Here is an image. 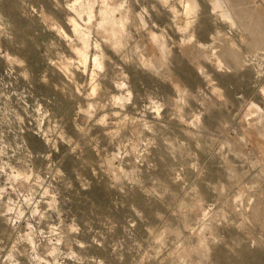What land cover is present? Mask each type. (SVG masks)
Wrapping results in <instances>:
<instances>
[{
    "label": "rangeland",
    "instance_id": "obj_1",
    "mask_svg": "<svg viewBox=\"0 0 264 264\" xmlns=\"http://www.w3.org/2000/svg\"><path fill=\"white\" fill-rule=\"evenodd\" d=\"M0 264H264V0H0Z\"/></svg>",
    "mask_w": 264,
    "mask_h": 264
},
{
    "label": "bare ground",
    "instance_id": "obj_2",
    "mask_svg": "<svg viewBox=\"0 0 264 264\" xmlns=\"http://www.w3.org/2000/svg\"><path fill=\"white\" fill-rule=\"evenodd\" d=\"M75 4H76L75 2L73 4H70V7H68V8L70 10H72V9L74 10L71 14L76 15L78 18H82L83 13L81 11L77 10ZM89 6H91V5H89ZM192 6H193V0H186V1L180 0L181 15L184 16V15L190 13ZM107 7L108 6H106V8ZM106 8L104 9V12L102 14H100V20L98 21V24L105 26V27L109 26L111 35H114V40L117 41L119 39L118 35H119V33H121V28L116 23H111L114 20V16L109 14V12ZM87 13L91 14V10L87 11ZM71 21H72L71 25H72V29H73V39H74L73 42L75 43L76 46H72L73 49H70V51H71V53L73 51V53L76 55L75 57L81 63L86 64L90 60V54H89V52H86V48L88 47L87 29L80 27V23L76 21V17L73 16V18H71ZM117 37H118V39H117ZM217 38L218 37H213L212 40L217 41ZM99 60H100V54L94 53V55H93L94 63L98 65V63H100ZM122 84H123L122 82L116 81V83H114V85H113L114 91L119 92V94H120L121 93L120 91H122L121 90ZM117 98H122V94L118 95Z\"/></svg>",
    "mask_w": 264,
    "mask_h": 264
}]
</instances>
